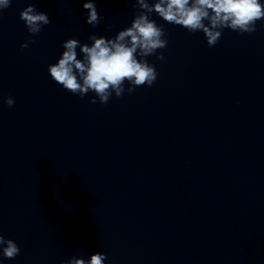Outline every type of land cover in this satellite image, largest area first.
<instances>
[{"label": "water", "instance_id": "obj_1", "mask_svg": "<svg viewBox=\"0 0 264 264\" xmlns=\"http://www.w3.org/2000/svg\"><path fill=\"white\" fill-rule=\"evenodd\" d=\"M85 2L13 0L0 14V234L20 248L0 264L96 252L105 264H264V21L209 47L153 12L168 41L163 61L146 58L156 82L91 104L49 65L64 41L113 38L139 8L94 0L92 27ZM30 3L52 20L35 36L19 18Z\"/></svg>", "mask_w": 264, "mask_h": 264}, {"label": "clouds", "instance_id": "obj_2", "mask_svg": "<svg viewBox=\"0 0 264 264\" xmlns=\"http://www.w3.org/2000/svg\"><path fill=\"white\" fill-rule=\"evenodd\" d=\"M12 2L0 0V14ZM134 6L139 11L131 26L113 38L89 35L90 45L75 38L64 41L61 57L49 65L51 78L81 98L93 92L91 104H96L97 98L100 104H107L113 94L120 98L126 91L132 94L136 88L151 87L156 82L158 72L146 58L155 55L163 61V54L157 55V50L166 48L168 41L164 26L151 19L153 12L166 23L182 26L190 33L202 32L209 47L219 42L225 28L241 35L252 34L257 31L256 22L264 21V4L260 0H153L151 4L148 0H136ZM83 8L87 10L86 23L92 27L99 25L103 17L94 0H87ZM19 18L32 36L39 35L44 26L52 23L46 13L37 10L35 3L21 10ZM32 43L35 40L29 39L21 44V50ZM5 103L12 107L15 100L9 95ZM0 254L5 259H15L20 248L0 234ZM106 259V254L96 252L88 260L73 256L63 264H105Z\"/></svg>", "mask_w": 264, "mask_h": 264}]
</instances>
